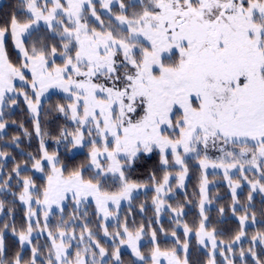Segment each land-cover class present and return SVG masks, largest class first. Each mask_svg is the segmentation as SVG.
I'll return each mask as SVG.
<instances>
[{"label":"snow or ice","instance_id":"1","mask_svg":"<svg viewBox=\"0 0 264 264\" xmlns=\"http://www.w3.org/2000/svg\"><path fill=\"white\" fill-rule=\"evenodd\" d=\"M140 2L142 10L130 16L124 14L128 6L120 3L121 14L116 16L119 28L98 31L89 26L85 16L87 10L100 20L93 0H44L43 4L39 0H26L27 19L21 20L12 14L0 24V104H3L6 93L16 91L15 79L26 80L24 70L31 73L29 83L35 99L33 101L27 92L21 91V94L34 116L38 115L41 96L49 87H59L69 93L72 103L58 105L57 110H70L78 127L74 133L61 130V136L65 139L71 136L70 142L74 146L81 145L86 129L92 144L89 167L96 169L92 179L84 178L83 167L66 176V166L61 165L59 156L49 154L41 141L43 155L39 159L34 158L33 168L44 171L42 162L46 161L51 174L47 176V185L42 192L35 188L31 178H23L20 201L29 206L34 201L37 205L51 208L53 204L59 205L69 193L77 204L92 197L96 201L97 212L107 218L111 215L110 202L119 205L121 199H130L133 189L141 186L128 180L125 169L131 167L139 153H150L154 148L159 149L164 165L169 163L170 151L174 164L181 167L176 178L178 185L183 186L188 168L181 150L184 154L194 152L199 155L198 145L201 144L205 150L218 142L241 145L238 155L225 153L226 157L232 158V163L212 165L225 169L234 202L239 184H233L228 170L238 167L244 172L245 164L264 165V0ZM111 3L112 0H101V7L111 11ZM40 20L50 28L55 24L62 29L59 32L63 48L60 53L62 65H54V61L50 63V58L57 54L56 47L49 51L42 41H33L28 46L27 42ZM9 36L22 59L19 66L9 59L6 50ZM11 102L16 103L15 100ZM2 115L0 112V117ZM3 128L5 124L0 122V129ZM35 130L40 135L38 120ZM167 130L175 135H167ZM3 155L5 153H0ZM249 155L251 159H247ZM200 165L202 168L208 166L206 156ZM13 171L19 176V166ZM108 174H118L121 182L118 192L102 190L99 178ZM170 176L165 172L162 182L155 188L157 195L153 197V204L157 214L164 206L160 193L169 184ZM243 178L248 179L247 176ZM261 180H264V172L260 180L249 181L253 190L259 187L264 192ZM207 183L204 177L200 187L202 218L195 235L198 242L206 247L210 242L213 251L207 264H216L215 250L224 246V241L218 244L216 230H208L207 217L204 216ZM167 207L171 208V205ZM2 209L3 202H0ZM172 211L177 217L182 214L181 209ZM36 215L29 207L26 227L18 233L12 227L13 233L18 235L21 249L26 243H32L31 218ZM44 216L46 220L48 213L45 212ZM247 220V214L239 218L241 230L233 242L240 241L245 235L243 229ZM8 227V224L4 225L5 229ZM183 230L185 237L193 231L187 223ZM85 231L91 241L93 233L86 225ZM104 234L109 235L106 227ZM144 234L143 224L130 229L127 222L122 225V231L111 233L114 242L119 238V244L130 247L141 261L150 259L151 264H162L163 258L167 264H189L187 239L180 245L179 237L173 231L178 247L162 250L153 230L154 246L146 257L139 248ZM48 236L51 240L48 264H103V260H96L97 252L92 244L83 250L78 248L75 257L69 258L70 245L65 241L75 239L74 234L58 229L55 234L50 231ZM258 236L264 241V234ZM83 240L84 233H81L80 241ZM256 240L257 236H253L252 242ZM94 247L99 250L101 258L106 256V249L99 242H95ZM227 248L232 251V243ZM180 250L184 252L183 259L178 255ZM5 251L4 236L0 233V264H37L40 255V250L33 247L30 259L26 260L20 251L7 260ZM248 252L256 259V264H264L253 249L249 248ZM89 253L91 262L86 258ZM113 255L119 261L118 247ZM240 256H245L243 249ZM228 264L232 261L228 260Z\"/></svg>","mask_w":264,"mask_h":264},{"label":"trees","instance_id":"2","mask_svg":"<svg viewBox=\"0 0 264 264\" xmlns=\"http://www.w3.org/2000/svg\"><path fill=\"white\" fill-rule=\"evenodd\" d=\"M121 2L125 5H129L130 3L129 0H121ZM26 6L27 4L23 0H4L0 6V24L4 23L12 14H16L21 20L27 19V13L24 10ZM6 44L10 61L14 65L19 66L21 61H19L16 50L13 49L10 36ZM56 114L54 112V115ZM13 140L14 136L12 132L7 133L3 137L0 136V153H5V155L0 156V170L3 171L0 180V202H3V209L0 210V233L4 236L5 257L7 260H11L20 251L23 252L24 258L28 260L31 258L32 248L36 247L40 250V255L37 257V264H48V254L51 246L48 233L51 231L55 234L58 229L66 231L69 235H75V239L65 241L72 247L69 258L73 259L78 248L83 250V248L92 244L86 237V225L93 233L92 240L99 242L100 246L106 249L107 257L103 259L99 256V250L92 244L93 250L97 252V261L103 260V264H151L150 259L139 263L130 250L122 248V245L119 244V238H116L114 242L111 233L117 230L122 231V225L127 222L130 229L138 228L141 224L144 225V239L146 241L140 246V251L146 257L149 256L154 246L151 238L153 230L156 231L157 241L162 250L178 247L176 238L172 236V232L175 231L176 236L179 237L180 245L187 239L189 244L187 253L189 264H207L210 258L209 248H202L195 236L185 237L183 230L185 223L193 231L198 227L202 218L200 214V200L191 193L176 191V197L167 199V204L171 205V208L166 209L164 217L160 219L153 204V197L157 195L154 187L137 193L131 199L130 203L111 209V215L108 221L102 218L101 213L97 212L96 205L93 201H83L78 205L74 203L73 199H69L62 209L56 210V212L48 216L45 222L47 225L46 229L48 230L47 233H36L32 239L31 246L21 249L18 235L13 233L12 227L14 226L18 233L28 223L26 216L27 208L19 199V194L23 190L22 180L25 177L31 178L39 192H42L47 185V175L50 174V168H45L43 177L35 174L32 170L34 158L29 147L26 146L22 150L20 144L23 143L13 145L11 143ZM87 147V149L85 148V150L77 152V154H70L69 148L64 151L65 155L60 162L61 165L66 166L65 175L75 169L83 167V176L86 180L94 177L95 172L89 167L90 149L89 146ZM7 155L9 159L5 161L4 159ZM35 156H37L35 159H39L41 154L37 152ZM17 166L19 168L26 166L27 168L20 169V174L17 176L13 171ZM171 168L173 167L171 166ZM171 168H165L163 166L159 152H152L147 155L141 153L132 162L131 167L126 168V173L130 182L147 187L148 185L158 186L162 182L165 172L170 174L174 172ZM102 178L103 176L99 178L100 182ZM221 179H223L221 175H211L208 177V181L215 183L208 189L210 206L204 210V216L207 217L208 230H216L217 240L224 241L225 244L233 243L235 235L241 230L239 218L247 214V221L252 220L253 223L248 225V227L244 226L243 230L245 235L243 236V240L232 247L235 254L229 260L233 264H256V259L248 252V249L251 248L256 252L257 258L264 261V241L260 240L258 236V234H264V199L261 195H254L249 200L252 192L245 187L235 195L236 200L234 202L230 186ZM6 181L7 184H5ZM93 182H96V180L94 179ZM172 188L175 187L172 185ZM172 209H181L183 213L177 217ZM221 209H223V212L220 211ZM5 224L9 225L7 229L4 228ZM32 226L33 229L39 228L34 223ZM40 226L45 227L44 224ZM105 227L109 232L107 236L104 234ZM81 233H84L85 238L79 244L77 241H80ZM253 236H257V240L254 243L252 242ZM117 247L119 248V261L113 255ZM241 249L245 252L244 257L239 256ZM178 255L183 259L184 252L180 250L178 251ZM87 259L91 262L92 257L90 253ZM226 263L220 254L216 255V264Z\"/></svg>","mask_w":264,"mask_h":264},{"label":"rangeland","instance_id":"3","mask_svg":"<svg viewBox=\"0 0 264 264\" xmlns=\"http://www.w3.org/2000/svg\"><path fill=\"white\" fill-rule=\"evenodd\" d=\"M3 1L4 0H0V6ZM129 1L130 3L129 5H127L128 10L126 13H124L125 15L130 16L133 12H139L142 10V4L140 0H129ZM23 2L26 4V0H23ZM39 3L43 4L44 0H39ZM120 3H122L121 0H112V3L109 5L111 11H109L108 9H104L101 7V0H93V4L96 8L97 16L100 17V20H97L96 17L91 15V11L87 10L85 12V16L87 17V22L89 26L96 28L98 31L107 29L109 27L119 28V21L116 20V16L121 14ZM24 10L28 14L27 6L24 8ZM101 21H103V28L101 27ZM61 30L62 29L58 28L55 24H53V27L50 28L45 21L40 20L38 24L35 26L32 32L31 38L27 42L28 46H30L33 41H42L47 46V49L49 51L51 50L52 47H56L57 54L55 57L50 58V63L54 61V65H62L63 59L60 56V53L63 51V48H62V40L59 35V32ZM6 43H7V40H6ZM13 49L16 50V54L18 55L19 61L22 62L19 51L15 49L14 45H13ZM8 56H9V52H8ZM173 59H175V57H173ZM24 71H25L26 80L20 81L19 78L15 79L13 83L15 85L16 91L6 93L3 104H0V112L3 113L2 117H0V122L5 124V128L0 129V136L3 137L7 133L12 132L14 136V140L11 143L13 145H18L19 143H23V144H20L22 147L21 148L22 150L26 146L29 147L30 152H32L31 154L33 155V158H37V156H35V153L37 152L40 153L41 156L43 155V152L41 150V141H43L44 148L48 151V153L49 154L56 153L59 156L60 161L63 159V156L65 155L64 151L68 148H69L70 154H77V152H81L85 150V148L87 149L88 148L87 146H89V149L91 150L92 148V144L90 142L91 138L88 136L86 129H85L84 142L81 145L74 146L73 143L70 142L71 136H69L67 139L61 136V130L66 129L69 133H74L78 127L76 122L72 120L71 118L70 110L66 112H60L57 110L58 105L67 106L68 104L72 103V100L69 99V93L64 92L63 89L59 87H55V86L49 87L41 96V103L38 109V115L34 116V114L30 111L28 104L24 99V96L21 94V91L27 92L29 97L32 98L33 101L35 99L33 95V91L29 83L31 80V73L28 70H24ZM12 100H15L16 103L13 104L11 102ZM54 112H56L57 114L54 115ZM36 120H38L40 124V129H41L40 135H37L36 130H35ZM32 127H33L34 132L32 130ZM25 130L27 131V134ZM166 134L173 135V136L175 135V133L171 132V130H167ZM94 135L95 134H93V138H94ZM33 140H35V142L37 143L33 142ZM240 147L241 145H238V144L234 145V144L229 143L225 145L222 142H218L215 146L209 145V147L206 150L204 149V146L202 144L198 145L199 155H197V153H194V152L184 154L183 151L181 150V156L184 160L185 165L188 168V172H187V175L185 176L183 186L178 185V180L176 178V174L181 170V167L179 165L174 164V158L172 157L169 151V155H168L169 163L168 165L163 164V166L165 168H171L172 166L173 168H171V170H173L174 172L171 173L169 184L166 185L163 191L160 193V198L164 201V206L162 207L161 211L158 214L159 218L161 219L162 217H164L165 210L169 208L167 207L168 205L167 199L176 197L177 196L176 191H180L182 193L183 192L191 193L193 196H196L200 200L201 199L200 187H201V183L204 177H206L208 181V177L211 175H216V176L221 175L223 178L221 180H224V182L228 186H230L229 179L225 177V169L222 167H213L212 165L213 164L219 165L221 163H224V164L232 163V158L226 157L225 153L232 152L238 155ZM152 152H159V149L154 148ZM142 153L144 155L150 154V153H144V152ZM140 154L141 153H139L138 155ZM205 156L207 157V160H208V166L206 168H202L200 165V161L203 160ZM8 159H9V156L7 155L4 160L7 161ZM247 159H251V156L249 155ZM42 163L44 164V171H39L32 167L33 172L37 174L38 176L43 177L45 173V168L49 167L50 174H51L50 165H48L46 161H43ZM59 166L60 165H58V167ZM26 168H27L26 166H22L19 169H26ZM91 168L93 169L94 172H96V169L94 167H91ZM126 170L127 169H125V175L127 176ZM2 172L3 171L0 170V180H1ZM262 172H264V165H261L260 167H256V166L245 164L244 172H241L238 167L230 168L228 170V177L233 181V184H236V183L239 184V187H236L235 195H237L239 192H241L242 189L246 187L250 189V191L252 192L251 193L252 197L254 195H261L262 198L264 199V192L260 191L259 187L253 190L251 187V184L249 183V181L260 180ZM67 175L68 174H66V176ZM244 176H247L248 179L245 180L243 178ZM216 179L218 180L219 178H216ZM100 183H101L102 190L109 192V193L118 192L121 187V182L118 178V174L117 175L108 174L107 176H103ZM261 183H264V180H261ZM213 184L215 183L214 182L211 183L210 181H208L206 185L207 200L204 203V210L210 206L209 201H208V195H209L208 189ZM172 185L175 188H172ZM153 187L156 188L157 186L148 185L147 187V186L141 185L140 187L133 189L130 199H127V198L121 199L119 202V205H116L110 202L109 212L111 213V209L118 208L121 205L126 204V203H130L131 199L134 197V195H137V193L146 191L148 190V188H153ZM36 189L38 190V188ZM230 191L233 193L232 186H230ZM69 199H73L71 196V193L67 194V198L63 200L59 205L53 204L51 208H48L47 206L37 205L34 201L32 202L30 206L23 202V205L27 208V212L29 210V207H31V209L37 213L36 216L31 218V221H32V225L34 223L37 226H39V228L33 229V232L31 234V240L34 238L36 233H39V234H42L45 232L47 233L48 230L46 229V227H43L40 225H43V224L45 225V222L47 221L48 216H50L53 212H56V210L62 209L66 205ZM73 201L74 203H76L74 199ZM84 201H88V202L93 201L96 205V201L92 197H88ZM199 205H200V201H199ZM45 212L48 213L46 220L44 216ZM101 216L102 218H104L102 213H101ZM109 217L110 215L104 219L108 221ZM252 223H253L252 220L249 222L246 221L245 227H248V225ZM188 236L189 237L195 236L196 240L198 241V238L195 235V231H192ZM86 237L88 238L87 235ZM242 240H243V237L241 238L240 241L233 242L232 247L237 245V243L241 242ZM88 241H90L89 238H88ZM145 241L146 240L144 239V235H142L139 241V248L143 243H145ZM90 242L93 245L95 244V242L92 239ZM217 242L219 244L220 241L217 240ZM77 243L81 244V241H77ZM207 243H208L207 247L209 248V251L211 254L213 251L211 249V244L210 242H207ZM199 245L204 249L207 248L205 245H202L200 243ZM227 245L228 244L224 243V246L215 250V255H214L215 261H216V255L220 254L222 256V259L225 262H227L226 264H228L229 258L233 257V255L235 254V251L233 249L232 251L225 250V249H228ZM30 246L31 244L26 243L23 247H30ZM122 248H124L125 250H130L132 254H134L132 249L128 247L127 245H122ZM71 249L72 247L70 246L68 248V253H70ZM221 253H223V255ZM134 256L136 257L139 263L143 262L135 254ZM106 257L107 255L103 259H105ZM225 257H227V260L225 259ZM162 264H167V262L163 260V258H162Z\"/></svg>","mask_w":264,"mask_h":264}]
</instances>
